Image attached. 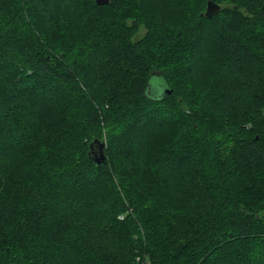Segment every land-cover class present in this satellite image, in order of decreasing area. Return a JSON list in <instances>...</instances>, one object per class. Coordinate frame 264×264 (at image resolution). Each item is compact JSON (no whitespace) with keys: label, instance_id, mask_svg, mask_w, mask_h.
I'll return each instance as SVG.
<instances>
[{"label":"trees","instance_id":"trees-1","mask_svg":"<svg viewBox=\"0 0 264 264\" xmlns=\"http://www.w3.org/2000/svg\"><path fill=\"white\" fill-rule=\"evenodd\" d=\"M0 264H264V0H0Z\"/></svg>","mask_w":264,"mask_h":264},{"label":"water","instance_id":"water-1","mask_svg":"<svg viewBox=\"0 0 264 264\" xmlns=\"http://www.w3.org/2000/svg\"><path fill=\"white\" fill-rule=\"evenodd\" d=\"M108 1L109 0H95L97 5H105L108 3ZM220 8H221L220 5H217L211 1H208L204 15L210 16L213 13L220 10ZM89 147H90V149H92L91 150L92 159L97 165H99L101 162H103L105 160V156H104L103 151H102L104 148L103 142H98V141L94 140V142L92 144H90Z\"/></svg>","mask_w":264,"mask_h":264},{"label":"rangeland","instance_id":"rangeland-1","mask_svg":"<svg viewBox=\"0 0 264 264\" xmlns=\"http://www.w3.org/2000/svg\"><path fill=\"white\" fill-rule=\"evenodd\" d=\"M144 32H145V30H144V28H142V27H140L139 28V35H143L144 34ZM149 85H150V90H149V92H150V94L151 95H155V96H159V95H161V93H162V91H161V88H160V83L158 82V79H156V81L154 80V79H151L150 80V83H149ZM52 97V96H51ZM42 99H46V98H42ZM42 99H38V100H41L42 101ZM52 99V98H51ZM37 100V99H36ZM41 101H39V103L41 102ZM45 103H44V101H43V104L42 105H44ZM38 108V107H37ZM94 191H95V189H93V186L91 185H88L87 186V190L86 191H82V192H76L77 193V196H76V198H80V196H91L92 197V195H94ZM75 194V193H74ZM89 198V197H88Z\"/></svg>","mask_w":264,"mask_h":264}]
</instances>
